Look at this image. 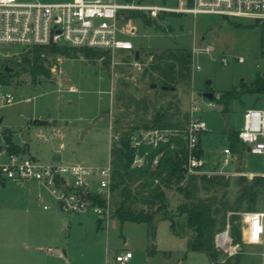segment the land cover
<instances>
[{"label":"rangeland","instance_id":"374dc122","mask_svg":"<svg viewBox=\"0 0 264 264\" xmlns=\"http://www.w3.org/2000/svg\"><path fill=\"white\" fill-rule=\"evenodd\" d=\"M117 1L174 6L178 0ZM129 11L133 12L129 14ZM138 12L151 21L145 23ZM119 19L131 32L128 38L139 52L138 59L134 56L135 49H117L108 58L93 59L80 51L72 52V57H57L50 64L48 75L39 76L35 82L21 72L0 85V94L10 92L13 96L11 103H0V162L5 159L6 143L1 135L5 132L13 143L23 146L24 155L40 161L103 166L110 160V143L119 134L137 127L133 133L136 139L144 132L142 125L156 112L185 123L194 98L208 125L199 139L202 157L211 162L206 168L230 180L240 175L249 179L251 175H260L264 156L250 153L240 143L228 164L222 165L221 161L225 157L223 148L230 146L228 135L241 128L244 110L251 105L264 110V96L255 99L254 95L244 94L240 101H233L226 112L225 125L222 106L216 101L208 106L209 99L202 93H222L237 86L241 79L252 80L258 70L264 69V58L259 51L264 24L242 18V23H238L211 14L170 12L150 17L136 9L121 11ZM207 44L214 49L204 52ZM180 46L190 49L192 80L177 84L173 90L151 88L145 69L155 60L154 55ZM26 51V48L1 46L0 61L19 57ZM221 55L228 58L227 64L220 63ZM238 57L243 61H237ZM71 86L77 91H70ZM53 124L58 125L61 137L42 127ZM38 190L41 189L33 181L10 185L0 180V264H119L114 256L126 249L133 251L134 257L125 264H211L204 252L188 248L191 234L183 216L173 218L178 233L166 217H159L153 226L128 221L121 225L111 217L101 220L91 210L63 211L44 189L42 198L38 199ZM235 190L232 184L230 200ZM43 203L50 207L43 209ZM170 204L173 209L174 198ZM262 207L264 203L258 208ZM243 212L237 213L235 221L240 234L245 224ZM227 228L230 242L235 245L233 254L242 253L239 264H260V247L244 240L242 234V243L234 242L229 223ZM48 247L55 255L46 252ZM217 250L219 262L231 254ZM58 253L62 256H56Z\"/></svg>","mask_w":264,"mask_h":264},{"label":"built area","instance_id":"2783aa9c","mask_svg":"<svg viewBox=\"0 0 264 264\" xmlns=\"http://www.w3.org/2000/svg\"><path fill=\"white\" fill-rule=\"evenodd\" d=\"M140 10L156 17L161 12H176L183 14H211L229 18L251 19L264 24V0H178L174 6L165 4H135L118 2L117 0H63L53 2L19 0H0V47L19 46L31 47L50 43L65 44L71 47H88L113 53L115 50H133L134 43L128 38L131 32L120 24V13L126 10ZM211 45H205L204 52L212 51ZM134 51V52H135ZM221 64H227L228 58L220 57ZM242 62L243 58L238 57ZM199 68V66H197ZM70 91H77L74 86ZM220 92H215L218 99ZM13 101L10 92L0 94V103ZM208 106L214 105L209 100ZM201 107L197 99L192 98L183 127L184 138L187 141V170L191 173H211L206 167L211 162L202 156H197L199 139L205 130L207 122L202 118ZM136 139L133 136V146L140 142L157 145L166 142L170 129H149ZM238 138L250 153L264 156V110L258 107H247L242 114V125ZM5 159L0 162V180L26 183L33 181L39 187L37 198L41 199L44 189L63 211L94 212L98 218L111 217L110 181L112 166L110 160L99 167H89L79 162L46 163L36 157L21 153L8 152L4 148ZM225 157L221 164L226 165L232 159L233 153L229 147L223 148ZM157 158L153 160V163ZM143 156L135 155L133 165H141ZM219 172H224L219 170ZM218 173V172H217ZM255 175V174H254ZM254 175H251L252 177ZM260 176L264 177V170ZM98 194L105 200L104 205L94 204L87 198L88 194ZM43 209L50 206L42 204ZM245 224L242 226V238L260 247V264H264V207L255 211H245ZM227 226L218 231L215 245L224 251L235 252L231 244ZM46 252L55 255L48 247ZM56 256H62L58 253ZM115 261L125 264L133 257L131 250L118 251Z\"/></svg>","mask_w":264,"mask_h":264},{"label":"trees","instance_id":"16d2710c","mask_svg":"<svg viewBox=\"0 0 264 264\" xmlns=\"http://www.w3.org/2000/svg\"><path fill=\"white\" fill-rule=\"evenodd\" d=\"M131 12L133 11H129V14ZM138 16L145 23L151 21L143 13ZM222 18L242 23V19L225 16ZM255 22L257 21L253 23ZM19 48H26L27 51L19 57H8L0 61V85L6 84L10 76L21 72L27 73L31 81L35 82L39 76L48 75L49 66L57 57H72V52L80 51L89 59L109 57V52L105 50L71 47L58 43ZM259 51L264 58V36L261 37ZM154 56L155 60L152 59L145 69L150 79V87L155 84L153 88L167 86L162 90H171V87L176 89L179 83L187 84L192 80L190 70L192 56L189 48L180 46L171 52L160 50ZM244 94L254 95L255 99L264 96V69L258 70L252 80L246 82L241 79L237 86L220 93L218 99L213 95L212 99L219 103L222 112L226 113L229 112V105L233 101H240ZM185 118L187 119V114ZM184 124L180 120H171L166 113L156 112L148 123L142 125V129L144 131L170 129L172 134L166 142L159 141L157 145L140 142L133 146V133L137 127H132L110 143L111 218L116 219L121 225L128 221L144 222L153 226V216L157 214L169 218L171 227L177 232L173 218L183 216L186 228L191 234L189 249L204 252L211 264H239L242 253L237 252L219 262L220 252L215 245V237L218 231L229 223L234 242L242 243L239 228L235 224L237 213L259 210V204L264 203V177L254 175L249 179L240 175L235 180H230L218 173L188 172V145L184 138ZM1 135L6 143V151L25 154L23 146L13 143L9 134L4 132ZM228 140L232 153L237 152L238 143L242 144L238 138V131L231 132ZM195 153L202 156L200 144ZM135 155L143 156L141 165H133ZM155 158L157 161L153 163ZM232 184L236 190L230 200L228 195ZM87 198L94 204H105L104 198L98 194L89 193ZM171 198L175 199L173 209L170 204Z\"/></svg>","mask_w":264,"mask_h":264},{"label":"water","instance_id":"95a60500","mask_svg":"<svg viewBox=\"0 0 264 264\" xmlns=\"http://www.w3.org/2000/svg\"><path fill=\"white\" fill-rule=\"evenodd\" d=\"M134 56H135V59H138V57H139V52H138V50H136V51L134 52ZM209 81H210V80H208L207 83H210ZM151 87H152V88L155 87V84H152ZM166 88H167V86H162V89H166ZM173 89H174V88L171 87V90H173ZM202 95H203L204 97H206L207 99H209V100H211L212 97H213V93H212V92H209V91H204V92L202 93ZM222 115L224 116V119H225V125H227V122H228V114H227V113H223ZM0 121H1V120H0ZM81 137H82V135H81ZM247 150H249L248 147H247ZM21 184H23V183H21ZM59 208H60V204H59ZM159 217H160L159 215L155 214V215L153 216L152 223L154 224V223L157 221V219H158Z\"/></svg>","mask_w":264,"mask_h":264},{"label":"crops","instance_id":"0c3cea01","mask_svg":"<svg viewBox=\"0 0 264 264\" xmlns=\"http://www.w3.org/2000/svg\"><path fill=\"white\" fill-rule=\"evenodd\" d=\"M50 117H48L49 119ZM50 120V119H49ZM55 120V119H53ZM56 122V120H55ZM58 125L57 124H53V125H49V126H42L44 127L47 131H49L52 135H55V136H60L61 137V130L57 127ZM38 127H41V126H38ZM34 157V156H33ZM74 162V161H72ZM50 163H59V162H50ZM66 163H71V162H66ZM2 181V180H1ZM3 182H6V181H3ZM7 182H10V185L14 184V182H11V181H7ZM15 185H23L19 182H15ZM37 186V184H36ZM37 188L39 189V187L37 186ZM44 204V203H43ZM48 209V208H47ZM130 250V249H128ZM118 252V251H117ZM133 252V251H132ZM133 257H134V253H133Z\"/></svg>","mask_w":264,"mask_h":264}]
</instances>
